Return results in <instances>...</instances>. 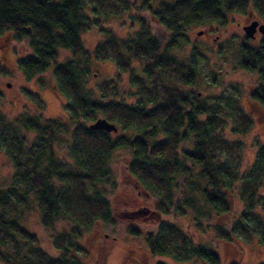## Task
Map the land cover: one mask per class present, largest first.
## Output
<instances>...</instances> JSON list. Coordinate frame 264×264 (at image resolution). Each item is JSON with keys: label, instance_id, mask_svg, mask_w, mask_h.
<instances>
[{"label": "trees", "instance_id": "trees-1", "mask_svg": "<svg viewBox=\"0 0 264 264\" xmlns=\"http://www.w3.org/2000/svg\"><path fill=\"white\" fill-rule=\"evenodd\" d=\"M248 10L264 22V0H0V36L25 40L30 49V54L17 60L18 69L31 79L53 64L52 75L66 99L68 116L63 121L20 114L16 127L0 115V151L12 168L9 183L0 188L1 264H83L77 239L95 222L110 223L113 218L104 189L113 182L109 162L119 149L129 150L125 171L133 188L151 198V209H139L142 219L156 224L154 231L144 233L150 254L178 262L195 259L219 264L215 252L161 217L183 216V208L189 207L195 213L192 225L202 228L203 215L209 220L212 213L230 212L229 195L234 191L242 211L232 230L245 238L256 237L264 245V210L262 216L255 211L258 206L264 209V194L259 191L264 150L258 152L254 166L239 171L240 149L224 132L230 115L234 134L245 133L251 120L234 104L211 106L198 93L170 83L190 86L194 81L193 55L182 62L171 54L186 40L185 28L224 26L227 14ZM123 13L136 20L138 29L119 38L101 27L102 40L92 55L96 60H112L119 71L128 72L148 105L98 100L84 85L89 55L80 35L91 25ZM152 23L164 34L155 32ZM60 48L72 56L84 55L85 66L79 69L71 59L57 63ZM237 53L240 69L257 70L258 84L250 97L264 107V45L251 48L243 43ZM134 62L144 79L133 74ZM112 88L108 82L102 85V91ZM26 94L38 102L35 94ZM98 118L114 124L116 131L89 129ZM19 128L33 134V139L20 134ZM62 135L69 141L66 157L57 151ZM33 205L43 227L57 222L68 226L53 239L54 256L39 246L38 236L24 225V214ZM135 215L124 213L126 219ZM214 228L220 239H231L233 231ZM126 230L140 234L133 226L127 225Z\"/></svg>", "mask_w": 264, "mask_h": 264}, {"label": "rangeland", "instance_id": "rangeland-1", "mask_svg": "<svg viewBox=\"0 0 264 264\" xmlns=\"http://www.w3.org/2000/svg\"><path fill=\"white\" fill-rule=\"evenodd\" d=\"M249 12L259 19L254 11L248 10L245 14ZM133 13L135 14V12ZM226 17L227 21L224 26L208 24L185 28L186 40L180 42L171 51V54L182 62H186L193 55L194 81L190 86H182L174 80L170 83L178 88L198 93L199 97L211 106L218 103L234 104L248 116L251 125L245 133H231L229 128L233 120L231 115L227 118L224 129L226 138L236 142L240 149V160L237 165L239 171H244L254 166L258 152L264 150V107L262 105L257 107L249 102L251 101L250 93L258 82L256 73L241 70L237 64V49L240 43L252 45L254 42L248 41L244 32L240 30L241 14L229 13ZM104 21L98 26L91 25L87 31L80 35L82 46L89 55L87 58L89 72L84 78L85 87L98 100H115L127 105H148L149 100L145 96L137 94V85L128 72L119 71L112 60L100 61L94 59L92 55L94 46L102 40L99 30L101 27L110 29L119 38H125L138 29L136 20H133L129 13H123L111 16ZM152 24L155 32L163 33L159 26ZM199 31H202V34L205 31L207 34L198 36L197 32ZM27 54H30V49L25 40L17 42L8 36H0V115L8 124L16 127L15 119L20 114L59 118L67 121L68 116L64 108L66 99L58 91L52 75L54 65H49L41 75L27 79L17 67V60ZM69 59L73 60L79 69L85 66L84 55L72 56L69 50L61 48L57 50V63ZM132 67L136 77L145 78L139 64L134 62ZM105 82H108L113 88L102 91V85ZM7 83L9 86H6ZM26 91L35 94L38 102H34L26 94ZM19 132L24 134L21 128H19ZM24 135L29 141L33 139L31 133ZM61 139L64 140L57 147V151L66 157V144L69 141L64 135L61 136ZM184 146L187 147V144ZM128 157V149H119L113 153L110 159L109 167L112 171L113 182L106 184L104 190L105 196L112 206L113 218L110 223L97 221L88 230L82 232L77 239L78 257L81 262L83 264H156L158 262L163 264H203L195 259L178 262L168 256L149 253L144 233L154 231L156 224L142 219L139 209H151V198L133 188L132 179L125 171ZM11 174L10 163L0 151V188L9 183ZM259 191L264 194V175ZM229 198L230 212L212 213L209 220L207 215H203L200 217L202 228L192 225L195 213L189 207L183 208V216L172 213L166 217L162 216L161 219L174 224L181 232L193 238L196 243L215 252L219 264H264V245L259 243L256 237L245 238L237 230H232L242 211V203L238 199L236 191L230 194ZM263 210L261 206L255 209L260 216L263 215ZM126 212H135L136 215L134 218L126 219L124 216ZM249 224L253 223L249 222ZM24 225L38 236L39 246L52 256L56 255L53 245L54 237L68 231V226L61 222L54 223L51 227H43L39 220V212L34 205L29 212L24 214ZM127 225L137 228L140 234L130 235L126 230ZM215 225L233 231L231 239H220L216 234Z\"/></svg>", "mask_w": 264, "mask_h": 264}, {"label": "water", "instance_id": "water-1", "mask_svg": "<svg viewBox=\"0 0 264 264\" xmlns=\"http://www.w3.org/2000/svg\"><path fill=\"white\" fill-rule=\"evenodd\" d=\"M258 30L261 34L264 35V25L260 24L258 25V22L256 20H253L248 25L243 27V32L246 38H253L254 32ZM202 34V31L197 32V35L200 36ZM6 86H9L7 83ZM89 129L92 130H101L105 132H115L116 127L114 124L107 122L106 120L102 118L96 119L94 122H92L89 125Z\"/></svg>", "mask_w": 264, "mask_h": 264}, {"label": "flooded vegetation", "instance_id": "flooded-vegetation-1", "mask_svg": "<svg viewBox=\"0 0 264 264\" xmlns=\"http://www.w3.org/2000/svg\"><path fill=\"white\" fill-rule=\"evenodd\" d=\"M241 15H242V18H241L242 24L240 25V30L241 31H243V27L244 26L248 25L253 20H256L258 22V25H260V24H263L264 25V22H262L261 20L257 19L251 12H249L247 14H241ZM238 26H239V23H238ZM206 34L207 33L205 31H203V34H201V36H204ZM213 39L215 40L216 38H213ZM247 39H248V41H253L254 42V44H252V45L247 44L248 47L257 48V47L261 46L262 44L264 45V35L261 34L258 30H256L254 32L253 38H247ZM244 40H246V39L244 38ZM241 70H244V69H241ZM244 71H248V70H244ZM254 73H256V76H257V70L254 71ZM257 84H258V82H257ZM257 84H256V86H257ZM256 86L253 88V90L251 91V93L255 90ZM251 93H250V95H251ZM249 102L255 104L257 107L260 105L257 101H255L253 99H251V101H249Z\"/></svg>", "mask_w": 264, "mask_h": 264}]
</instances>
